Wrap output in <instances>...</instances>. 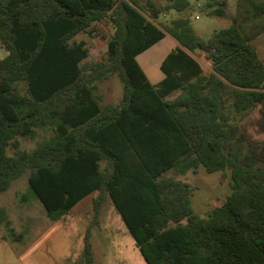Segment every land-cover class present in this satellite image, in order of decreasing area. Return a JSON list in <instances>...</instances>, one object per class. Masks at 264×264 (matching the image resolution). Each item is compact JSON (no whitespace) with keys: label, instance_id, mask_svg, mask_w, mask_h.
<instances>
[{"label":"trees","instance_id":"1","mask_svg":"<svg viewBox=\"0 0 264 264\" xmlns=\"http://www.w3.org/2000/svg\"><path fill=\"white\" fill-rule=\"evenodd\" d=\"M197 1L209 15H227V0ZM192 8L190 0H0V194L29 168L22 199L32 194L56 220L96 191L82 264H97L91 229L108 201L147 264H264V165L228 149L223 99L231 89L236 111L263 102L264 60L235 17L206 38L187 14L159 21L166 10ZM104 21L113 28L106 56L85 65L90 48L77 36H95ZM167 34L178 44L153 83L138 55ZM112 74L121 101L102 103L98 83ZM38 128L54 133L22 148L20 138ZM201 165L231 171V192L206 216L193 207L194 186L166 175ZM0 224L21 240L3 206Z\"/></svg>","mask_w":264,"mask_h":264},{"label":"rangeland","instance_id":"2","mask_svg":"<svg viewBox=\"0 0 264 264\" xmlns=\"http://www.w3.org/2000/svg\"><path fill=\"white\" fill-rule=\"evenodd\" d=\"M164 2V0H156ZM193 8L179 13L176 10L162 12L159 21L168 24L171 19L187 14L197 34L206 38L210 33L229 24L235 17L250 34L251 43L264 60V0H227V15L224 17L207 14L204 1L190 0ZM251 1L261 5L258 12ZM95 36L81 33L78 39L87 41L90 48L83 64L102 60L107 53V38L113 32L109 22L97 24ZM169 34L138 55V61L152 82L164 76L160 65L164 57L177 46ZM200 61L205 74L212 71V65L201 51L192 52ZM5 51L0 47V57ZM123 83L112 74L98 83L97 94L101 102L117 104L121 101ZM225 111L228 115L231 137L228 149L236 150L248 163L264 165V101L256 103L246 111H236L232 106L233 92L223 94ZM51 128H38L34 137H21V147L33 149L39 141L50 138ZM15 150L8 148V153ZM30 169L27 168L11 186L0 194V206L5 207L8 218L16 233H22L21 240L12 239L4 224H0V264H74L83 255L84 234L92 218V199L96 191L78 201L68 213L51 220L42 202L30 194L27 201L23 193H29ZM230 168L207 172L204 166L185 174L169 170L166 175L191 183L194 186L192 204L202 216H206L225 196L231 192ZM93 256L97 264H147L135 245L126 224L111 201L104 206L99 223L92 226Z\"/></svg>","mask_w":264,"mask_h":264},{"label":"crops","instance_id":"3","mask_svg":"<svg viewBox=\"0 0 264 264\" xmlns=\"http://www.w3.org/2000/svg\"><path fill=\"white\" fill-rule=\"evenodd\" d=\"M200 62V61H199ZM160 81V80H159ZM158 82V81H157ZM157 82H153V83H157ZM123 92V91H122ZM100 95V94H99ZM105 103H110V102H105Z\"/></svg>","mask_w":264,"mask_h":264}]
</instances>
